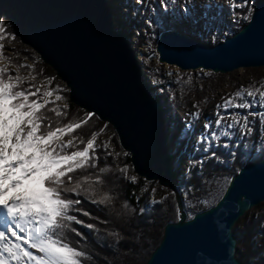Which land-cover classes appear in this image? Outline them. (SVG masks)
<instances>
[{
	"label": "water",
	"instance_id": "95a60500",
	"mask_svg": "<svg viewBox=\"0 0 264 264\" xmlns=\"http://www.w3.org/2000/svg\"><path fill=\"white\" fill-rule=\"evenodd\" d=\"M21 43L36 52L69 89L70 102L110 124L135 173L176 198L178 219L164 227L146 264H243L234 227L264 202V159L233 175L217 203L189 217L170 154L171 129L127 32L117 30L108 0H0ZM161 64L227 73L264 66V0L250 20L215 44L175 29L160 33Z\"/></svg>",
	"mask_w": 264,
	"mask_h": 264
},
{
	"label": "snow or ice",
	"instance_id": "6c2138e0",
	"mask_svg": "<svg viewBox=\"0 0 264 264\" xmlns=\"http://www.w3.org/2000/svg\"><path fill=\"white\" fill-rule=\"evenodd\" d=\"M136 2L145 4V0ZM169 2L175 4L177 0H160L165 11ZM230 6L236 9L245 5L242 0H230ZM7 34L4 21L0 20V41ZM3 53L4 44L0 43V62L6 59ZM28 79L19 71L13 76L8 74L7 67H0V264H86L92 257L73 245L69 233L84 239V233L73 224L90 230H96V226L86 224L73 214L92 215L77 207L82 204L81 199L72 197L83 196L93 204L105 206L113 200L110 194L100 191L107 169H101V175L86 174L89 168L98 167L99 133L87 140L72 135L87 125L94 114L62 124L59 118L67 117V105L62 109L57 103L65 100L59 94L61 90L41 91V87L34 85L35 91L25 89L23 85ZM30 79L35 80L36 76L31 75ZM245 95L252 98L251 101H245ZM53 96L55 100L50 99ZM257 104L264 109V88L242 89L227 98L223 105H217L225 112L234 108L246 109L248 113L242 117V124L237 119L238 114L233 115V123L225 124L227 117L217 112L214 125L205 123L199 138L205 145L204 152L207 153L221 136L230 138L233 135L230 130L237 126L243 136H251L259 127H264V111H252ZM45 109L58 119L53 121ZM194 115L198 119L200 113ZM249 116L257 117L258 123ZM214 129H220L219 133ZM66 136L72 138L65 140ZM211 157L219 159L215 151L211 152ZM119 171L127 175L129 169L124 167ZM131 181L135 182L136 177H131ZM123 207L127 209L129 205Z\"/></svg>",
	"mask_w": 264,
	"mask_h": 264
},
{
	"label": "trees",
	"instance_id": "16d2710c",
	"mask_svg": "<svg viewBox=\"0 0 264 264\" xmlns=\"http://www.w3.org/2000/svg\"><path fill=\"white\" fill-rule=\"evenodd\" d=\"M155 13L152 22L158 34L167 29H175L196 37V33L189 31L181 21L174 19L170 11H164L156 4ZM0 20L5 23L8 38L9 36H15L10 21L2 17H0ZM239 29L241 28L233 32L235 33ZM117 30H122V28L118 26ZM224 38L218 36L215 43L222 41ZM13 40L18 46L7 48L10 51V56L5 55L8 56V63L18 69L20 75L36 76L35 83L24 84L23 87L35 91L38 83L43 82L48 89H60L59 94L64 96L65 100L57 103L62 109L64 108L63 104H68L67 117L59 118L62 124L86 118L87 112L70 103L69 91L65 85L61 84L53 69L44 64L40 57L33 52L25 51L17 36ZM203 41L209 43V39H203ZM8 74L15 76L17 73L9 69ZM33 85L36 87H33ZM155 95L162 98L164 106L167 108L165 98L160 94ZM32 98L35 99V97ZM51 106L49 105V107ZM44 111L52 117L53 121L58 119L52 112H48L46 109ZM104 131H113V128L93 116L87 125L72 134L87 140L94 133H99V138ZM256 138H253L250 143H245L248 147L245 146L242 150L236 149L234 155H231L233 153V143H227L225 140H220V143L216 146L213 144L207 153L203 150L205 145L201 143L198 153L193 157L192 169L185 180L179 179L177 186L181 193L185 195L183 196L184 205L189 217L215 205L223 195L231 177L238 173L246 163L264 159V148L256 154L251 151V144L254 143ZM113 143L115 148L121 152L119 156H113L107 146L99 147L97 153L100 158L98 167L89 168L86 173L87 175L96 176L101 175V169H107V172L103 173L104 184L100 186V191L110 194L113 197L112 203L107 206L97 205L89 202L83 196L72 197L73 199H81L82 204L77 207L89 211L92 215L91 217H83L79 213L73 214L78 215L86 224H94L96 230L73 224V227L84 233V239L71 233H69V238L74 246L81 248L92 257L91 260L86 261V264H109L108 261L112 260L111 256L116 257L114 264H124L125 259L128 262L126 264H146L151 253L163 238L165 225L178 219L176 198L174 193L170 192L163 205L160 202L151 204L150 197L153 183L137 176L136 181L132 182L131 177L134 171L130 155H125L126 153L122 151L116 134L113 136ZM225 144L228 147H224ZM80 147L83 148L84 145H80ZM212 151L216 152L219 159L211 157ZM205 157H207L206 161H204ZM185 158L184 155L182 159ZM200 161H203V164ZM124 167L129 169L127 175L119 171L120 168ZM175 171L177 172V170ZM77 175H81V173H77ZM225 182L227 183L223 187ZM156 186L159 190H164L158 183ZM124 204L129 205V207L125 209ZM161 212H163V216H159ZM263 222L242 221L234 227L238 239L237 257L243 264H264V230H258ZM138 251H140V254Z\"/></svg>",
	"mask_w": 264,
	"mask_h": 264
},
{
	"label": "rangeland",
	"instance_id": "374dc122",
	"mask_svg": "<svg viewBox=\"0 0 264 264\" xmlns=\"http://www.w3.org/2000/svg\"><path fill=\"white\" fill-rule=\"evenodd\" d=\"M242 2L245 5L243 8L234 9L230 6V0H177L175 4L169 2L167 11H170L174 19L181 21L189 31L196 33V38L202 41L203 39H209L210 44H215L218 36L225 38L230 36L234 33V30L242 28L244 26L243 24H246L250 20L256 1L242 0ZM110 4L111 10L113 9L112 12L116 21V28L120 26L122 30L128 33L129 39L132 41L133 47L141 60L145 79L152 86L153 94H160L166 100V120L171 129L170 154L173 156L178 181L179 179L185 180V177L192 169L193 157L196 156L201 145L199 138L205 130V123L212 122L214 125L217 119V112H220L221 115L227 117L225 124L233 123L232 117L234 114H238L237 119H240L242 124V117L248 113L246 109L234 108L225 112L222 107L218 109L217 105H223L227 98L242 89L249 87L253 89L257 87L264 88V66L246 67L233 73H214L212 70L204 69L181 70L174 65L161 64L157 58L151 60L150 56L156 54V43L160 35L157 33V29L152 22L156 14V4L161 7L160 0H145V4L143 5L138 4L136 0H110ZM161 9L164 10L162 7ZM149 21L152 23L150 24ZM12 37L9 36L8 38L6 35L5 39L0 41V43L4 44V56H10L9 48L18 46ZM21 44L25 51H31L36 54L32 48L25 46L23 43ZM8 56H5L6 59L0 62V67H7L8 70H14L17 73L19 70L10 66L8 63ZM21 76L29 78L25 84L35 83V80H31L29 75L22 74ZM61 84L66 86L62 81ZM37 87H41V91L48 89L43 82L38 83ZM50 99L55 100V96ZM244 99L245 101H251L252 98L245 95ZM65 104L68 108V104ZM65 104H63V107ZM73 105L78 107L75 104ZM80 109L85 111L82 108ZM252 111H264V109L257 104ZM197 112L200 113L198 119L194 115ZM249 119L254 123H258L257 117L249 116ZM99 121L105 123L100 119ZM214 130L218 133L220 131V129ZM230 131L233 133L230 138L221 136L220 140L233 143L234 147L231 155H234V151L238 148L242 150L245 146L248 147L245 143H250L256 137L254 143L251 144L252 153L256 154L264 148V135L260 134L264 133V127H259L258 131L251 136H243L239 126ZM114 134H116L114 128L113 131L102 132L97 139V145L99 147H109L112 155L118 157L121 152L114 146ZM71 138L72 136H66L65 140ZM220 140L213 142V144L215 146L218 145ZM121 149L124 153L129 154L122 147ZM184 155L186 158L182 159ZM206 160L204 159V161ZM136 176L139 177L134 171L132 177ZM151 183L154 186L151 190L150 203L160 202L163 205L164 200L172 191L164 189L163 187L164 190H159L156 186L158 182ZM226 183H223V187ZM159 216H163V212ZM242 221L253 223L264 221V202L251 209L238 221L235 227ZM258 230H264V222L258 227ZM138 252L140 254V251ZM111 257L112 260L108 262H110L109 264H114L116 257ZM123 262L124 264L128 263L127 259Z\"/></svg>",
	"mask_w": 264,
	"mask_h": 264
},
{
	"label": "bare ground",
	"instance_id": "6f19581e",
	"mask_svg": "<svg viewBox=\"0 0 264 264\" xmlns=\"http://www.w3.org/2000/svg\"><path fill=\"white\" fill-rule=\"evenodd\" d=\"M108 3H109V5H110V7H111V4H110V0H108ZM113 8V7H112ZM113 10V9H112ZM113 18H114V15H113ZM114 23H115V27H116V21H115V18H114ZM124 31V30H123ZM126 32V31H125ZM128 34V33H127ZM132 42V41H131ZM132 45H133V43H132ZM245 67H240V68H238V69H235V70H233V71H230V72H235V71H239V70H241V69H244ZM201 70V68H198V69H196V70ZM228 73V72H227Z\"/></svg>",
	"mask_w": 264,
	"mask_h": 264
},
{
	"label": "built area",
	"instance_id": "2783aa9c",
	"mask_svg": "<svg viewBox=\"0 0 264 264\" xmlns=\"http://www.w3.org/2000/svg\"><path fill=\"white\" fill-rule=\"evenodd\" d=\"M133 31V30H132ZM130 33H132L131 31H129Z\"/></svg>",
	"mask_w": 264,
	"mask_h": 264
}]
</instances>
